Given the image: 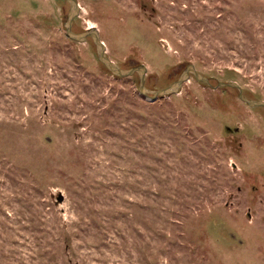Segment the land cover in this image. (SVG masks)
I'll use <instances>...</instances> for the list:
<instances>
[{
  "label": "rangeland",
  "instance_id": "rangeland-1",
  "mask_svg": "<svg viewBox=\"0 0 264 264\" xmlns=\"http://www.w3.org/2000/svg\"><path fill=\"white\" fill-rule=\"evenodd\" d=\"M0 0V264H264V0Z\"/></svg>",
  "mask_w": 264,
  "mask_h": 264
},
{
  "label": "water",
  "instance_id": "water-1",
  "mask_svg": "<svg viewBox=\"0 0 264 264\" xmlns=\"http://www.w3.org/2000/svg\"><path fill=\"white\" fill-rule=\"evenodd\" d=\"M69 3V11L67 14L66 21L64 26L66 28L67 36L76 41V42H86L90 37L93 39L98 59L105 65V67L117 76H132L134 73L139 74V91L152 98L153 100L157 99L160 96H165L173 93H177L183 84L187 82L190 77L193 75L197 81L205 82L206 84L211 85L210 79L199 72L194 64H189L181 75L167 85L164 88H160L157 90H150L146 87V78H147V67L144 64H140L138 66H133L129 68L120 67L116 62H114L107 53V46L105 42L102 40L99 30L96 27H90L83 31H76L73 29L74 20L80 13V4L77 0H65ZM218 86H231L235 87L239 91L240 98L249 104L250 106H263L264 100L248 98L241 88V86L237 82H223L220 81L215 87Z\"/></svg>",
  "mask_w": 264,
  "mask_h": 264
},
{
  "label": "trees",
  "instance_id": "trees-1",
  "mask_svg": "<svg viewBox=\"0 0 264 264\" xmlns=\"http://www.w3.org/2000/svg\"><path fill=\"white\" fill-rule=\"evenodd\" d=\"M64 1V0H63Z\"/></svg>",
  "mask_w": 264,
  "mask_h": 264
}]
</instances>
